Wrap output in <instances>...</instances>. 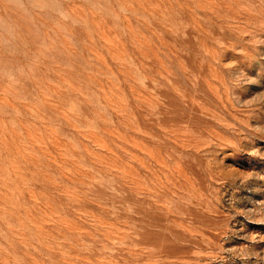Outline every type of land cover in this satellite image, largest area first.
Instances as JSON below:
<instances>
[{
  "label": "rangeland",
  "instance_id": "374dc122",
  "mask_svg": "<svg viewBox=\"0 0 264 264\" xmlns=\"http://www.w3.org/2000/svg\"><path fill=\"white\" fill-rule=\"evenodd\" d=\"M0 264H264V0H0Z\"/></svg>",
  "mask_w": 264,
  "mask_h": 264
}]
</instances>
